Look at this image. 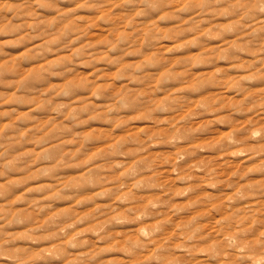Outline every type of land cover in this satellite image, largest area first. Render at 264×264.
<instances>
[{
	"label": "rangeland",
	"instance_id": "1",
	"mask_svg": "<svg viewBox=\"0 0 264 264\" xmlns=\"http://www.w3.org/2000/svg\"><path fill=\"white\" fill-rule=\"evenodd\" d=\"M0 264H264V0H0Z\"/></svg>",
	"mask_w": 264,
	"mask_h": 264
}]
</instances>
